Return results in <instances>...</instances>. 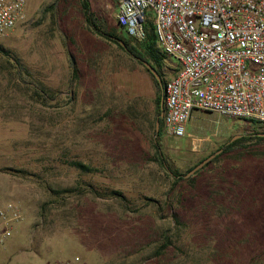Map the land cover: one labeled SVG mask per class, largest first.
<instances>
[{
  "label": "rangeland",
  "instance_id": "obj_1",
  "mask_svg": "<svg viewBox=\"0 0 264 264\" xmlns=\"http://www.w3.org/2000/svg\"><path fill=\"white\" fill-rule=\"evenodd\" d=\"M26 1L25 24L0 36V193L24 216L0 264H264V143L234 145L176 183L155 154L146 66L94 33L78 3L54 19L56 0ZM91 2L118 26L115 0ZM164 55L167 81L179 64ZM14 61L56 99H37ZM256 132L264 126L196 111L188 136L160 147L187 175Z\"/></svg>",
  "mask_w": 264,
  "mask_h": 264
},
{
  "label": "built area",
  "instance_id": "obj_2",
  "mask_svg": "<svg viewBox=\"0 0 264 264\" xmlns=\"http://www.w3.org/2000/svg\"><path fill=\"white\" fill-rule=\"evenodd\" d=\"M115 1L128 37L146 40L151 22L158 45L179 64L164 87L165 136H188L196 111L264 126V0ZM27 10L26 0H0V36L25 24ZM23 219L19 204L0 193V245Z\"/></svg>",
  "mask_w": 264,
  "mask_h": 264
},
{
  "label": "trees",
  "instance_id": "obj_3",
  "mask_svg": "<svg viewBox=\"0 0 264 264\" xmlns=\"http://www.w3.org/2000/svg\"><path fill=\"white\" fill-rule=\"evenodd\" d=\"M78 3L81 8L82 15L84 16V19L86 21V24L90 27L94 33L105 37L109 41L115 43L119 48L124 50L126 53H128L130 56L137 59L142 65H144V62H148L151 64L161 75V78L163 80V83H159V81L156 79V77L146 68L148 73L153 77V79L156 82L157 85V98H156V112L155 117L152 120V130H153V140H154V148H155V154L158 158V161L160 162L161 166L169 173L170 176L174 177L176 183H180L181 181L185 180L186 175L181 174L180 172L173 170L167 160L166 156L163 153L161 147H160V140L164 136L163 131V118H160L162 114V106H164V87L166 84V81L163 77L162 73V67L165 63L166 57L164 53L161 51L158 42L156 33L154 31L153 25L151 22H149L148 26V35L146 40L142 42H138L128 36L120 35L119 30L121 29L119 25L114 28H109L108 22L109 20L102 15H99L96 13L92 7L91 0H56V2L50 6V9H52V12L54 14V19H62V16H64V11L66 7L70 4ZM61 16V17H60ZM58 21V20H56ZM59 22V21H58ZM61 25V24H60ZM119 40H122L125 43V46H123ZM15 62V61H14ZM75 63L73 62V65ZM145 66V65H144ZM15 69H17L18 74L20 78L26 82V85L28 86L29 90H32L35 97L37 99L41 98L44 102L46 101H52L56 99V96L54 97L51 95V92L48 88L45 86H39L33 82L29 83L26 81V77L29 76L28 71L22 67L21 65H18L17 62H15ZM157 120H160L161 123V129L159 134L156 132V122ZM259 142L264 143V132H256L254 134L243 136L236 141H232L229 144H227L224 148L220 149L222 152L220 155H217L210 163H208L205 167L209 166L210 164L216 162L220 159L224 154H226L228 149L230 147L241 144L243 142ZM214 152L213 154H215ZM211 154V155H213ZM210 155V156H211ZM208 156V157H210ZM208 157L204 158L202 161L207 159ZM202 161H200L198 164L190 168L187 172V174L192 171L196 166H198ZM80 167L91 170V168H88L82 164H79ZM204 167V168H205ZM199 172V171H198ZM196 172V174L198 173Z\"/></svg>",
  "mask_w": 264,
  "mask_h": 264
},
{
  "label": "water",
  "instance_id": "obj_4",
  "mask_svg": "<svg viewBox=\"0 0 264 264\" xmlns=\"http://www.w3.org/2000/svg\"><path fill=\"white\" fill-rule=\"evenodd\" d=\"M119 42L125 46V43L122 40H119ZM144 65L146 66V68L156 77V79L159 81V83H163V80L161 78V75L159 74V72L148 62H144ZM162 114L160 116V118L164 117V106H162ZM161 129V123L160 120H157L156 122V132L157 134H159ZM240 136H235L233 138V140L239 138ZM222 152V150L217 151L215 154L211 155L210 157H208L207 159H205L204 161H202L198 166H196L192 171H190L186 177H190L192 175H194L196 172H198L199 170L203 169L208 163H210L217 155H219Z\"/></svg>",
  "mask_w": 264,
  "mask_h": 264
}]
</instances>
